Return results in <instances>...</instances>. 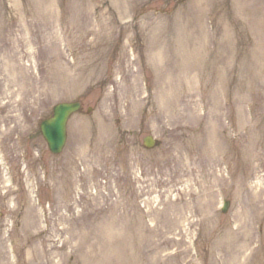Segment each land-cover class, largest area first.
Wrapping results in <instances>:
<instances>
[{"label": "rangeland", "instance_id": "rangeland-1", "mask_svg": "<svg viewBox=\"0 0 264 264\" xmlns=\"http://www.w3.org/2000/svg\"><path fill=\"white\" fill-rule=\"evenodd\" d=\"M0 264H264V0H0Z\"/></svg>", "mask_w": 264, "mask_h": 264}, {"label": "water", "instance_id": "water-1", "mask_svg": "<svg viewBox=\"0 0 264 264\" xmlns=\"http://www.w3.org/2000/svg\"><path fill=\"white\" fill-rule=\"evenodd\" d=\"M79 109V102H60L53 106L50 117L39 122L40 133L53 154L62 150L66 139V122L69 116ZM143 144L145 147H153L156 141L149 135L143 138ZM227 206L228 202H225L222 210L225 211Z\"/></svg>", "mask_w": 264, "mask_h": 264}, {"label": "bare ground", "instance_id": "bare-ground-1", "mask_svg": "<svg viewBox=\"0 0 264 264\" xmlns=\"http://www.w3.org/2000/svg\"><path fill=\"white\" fill-rule=\"evenodd\" d=\"M190 216H192V214ZM101 229L107 231L106 228H104V227H102ZM219 246H220V248L225 247L223 243H219ZM240 248H241V250L236 251L234 254L239 255L241 252H243L245 250V248H247V245L242 244L241 247H239L238 249H240ZM238 249H236V250H238ZM116 254H118L120 256V251H116ZM133 258L135 259V257H133Z\"/></svg>", "mask_w": 264, "mask_h": 264}]
</instances>
